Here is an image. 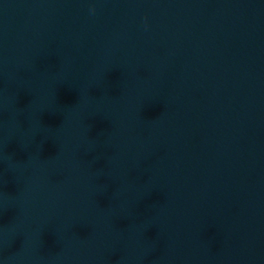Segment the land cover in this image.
Returning <instances> with one entry per match:
<instances>
[{"label":"water","instance_id":"95a60500","mask_svg":"<svg viewBox=\"0 0 264 264\" xmlns=\"http://www.w3.org/2000/svg\"><path fill=\"white\" fill-rule=\"evenodd\" d=\"M262 68L264 0H0V264H51Z\"/></svg>","mask_w":264,"mask_h":264}]
</instances>
